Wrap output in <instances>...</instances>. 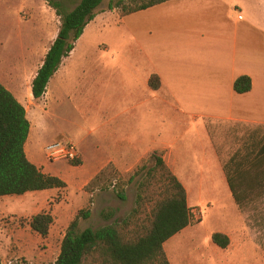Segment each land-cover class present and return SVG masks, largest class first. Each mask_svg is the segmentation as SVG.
<instances>
[{
	"label": "crops",
	"instance_id": "crops-1",
	"mask_svg": "<svg viewBox=\"0 0 264 264\" xmlns=\"http://www.w3.org/2000/svg\"><path fill=\"white\" fill-rule=\"evenodd\" d=\"M90 24L51 82L58 75L60 79L69 77L76 81L77 98L85 103L96 100L100 105L108 87L101 58L92 63L76 59L85 37L105 30L98 17ZM116 26L123 27L131 42L126 50L131 47L139 55L130 85L137 83L143 92L140 96L127 93L124 99L133 101L123 107L113 96L107 104V122L92 130L83 127L78 134L82 147L83 143L90 147L86 140H91L92 148H85L87 158L92 153L91 172L98 170V175L110 165L125 169L159 152L184 185L192 212L216 205L211 199L195 202V194H202L196 179H214L216 192L223 189L224 198L238 205L227 165L250 164L249 169L264 171V0H170L124 16L106 31H114ZM109 49L107 45L105 51ZM37 73L31 82L32 96L30 91L17 96L25 105L34 99L32 83ZM81 74L86 85H91L88 96V86L79 82ZM154 74L161 80L159 90L149 84ZM243 76L251 78L253 87L239 94L234 85ZM165 115L169 124L164 123ZM178 122L187 126H178ZM106 162L109 165L99 170ZM217 233L233 241L231 232ZM245 251L250 252L245 248L239 255Z\"/></svg>",
	"mask_w": 264,
	"mask_h": 264
},
{
	"label": "rangeland",
	"instance_id": "rangeland-1",
	"mask_svg": "<svg viewBox=\"0 0 264 264\" xmlns=\"http://www.w3.org/2000/svg\"><path fill=\"white\" fill-rule=\"evenodd\" d=\"M80 1L71 0L69 10L74 9ZM117 1L105 0L98 9L96 17L105 30L85 37L76 58L91 63L101 58L103 76L108 81L103 102L100 105L96 100L85 103L86 100L77 98L73 90L76 81L69 77L60 79L58 75L50 83L48 93L43 98L38 101L32 98V102L25 105V100L17 96L29 94L32 79L59 34L61 18L47 0H0V82L27 109L31 123L30 138L26 145L29 158L43 165L45 173L67 183L64 189L0 198V264H56L70 224L82 210L90 211L91 214L86 220L81 218L80 231L98 229L115 221L122 222L137 206L142 179L138 177L131 181V177L143 163L153 167L155 162L148 157L125 169L122 166L121 169L114 165L108 166L106 162L99 170L108 166L112 178L105 185L103 181L93 189L89 184L99 171L91 172L92 153L88 158L86 156L85 148H92L91 140H86L90 147L85 143L82 147L77 142L81 140L78 134H81L83 127L92 130L107 122L109 99L115 96L123 107V103L133 101L124 99L127 93L138 92L140 96L143 92L137 83L130 85L136 73L134 64L140 58L131 47L126 50L125 46H130L131 42L123 27L116 26L114 31H106L108 25L119 23L123 17L121 9H109L110 3ZM106 44L110 52L105 51ZM79 82L80 85H86L83 74L79 76ZM90 91L91 85L85 89V95L88 96ZM164 123H170L167 115L164 116ZM178 124L187 126L182 122ZM69 140L79 146L81 165L48 161L45 147L55 141L70 143ZM33 152L35 156H32ZM249 167L250 164L227 165L228 174L233 176L231 179L242 201L240 205H234L231 199L224 198L223 189L219 192L217 188L216 192L214 179L194 181L202 187V194H195V202L211 199L216 205L211 208L204 206L203 211L192 212V225L166 243L165 251L171 264H264V171ZM120 191L125 193V200L118 197ZM111 211H114V216L107 218V213ZM43 213L51 214L54 218L46 238L30 227L32 218ZM223 231L231 232L233 240L226 250L219 248L212 240L213 234ZM245 248L250 251L249 254L245 251L240 256L239 253Z\"/></svg>",
	"mask_w": 264,
	"mask_h": 264
},
{
	"label": "trees",
	"instance_id": "trees-1",
	"mask_svg": "<svg viewBox=\"0 0 264 264\" xmlns=\"http://www.w3.org/2000/svg\"><path fill=\"white\" fill-rule=\"evenodd\" d=\"M47 1L61 18V27L32 83V94L37 101L47 93L51 79L75 50L77 42L96 18L105 0H81L72 10H69L71 0ZM167 1L170 0H119L111 2L109 9H121L124 17ZM149 84L153 90H159L160 77L152 75ZM252 87V80L247 76L238 78L234 85L239 94L250 92ZM30 132L31 123L26 107L0 82V198L67 187L63 179L43 172L29 159L26 145ZM149 159L155 165L149 167L143 163L131 177V181L138 177L142 179L137 206L132 214L122 222L115 221L98 229L80 231L81 218L86 220L91 214L82 210L70 224L56 264H171L164 246L192 225V209L188 205L184 185L162 154L154 152ZM70 162L74 166L81 165L79 159ZM107 169L99 173L89 187L95 189L103 181L105 185L112 178V173H108ZM229 184L240 204L242 201L237 187L230 178ZM118 197L126 199L123 191L118 193ZM106 216L113 217L114 211ZM53 222L51 214H38L32 218L30 227L46 238ZM212 240L222 249H227L231 244L230 238L223 233L213 234Z\"/></svg>",
	"mask_w": 264,
	"mask_h": 264
},
{
	"label": "built area",
	"instance_id": "built-area-1",
	"mask_svg": "<svg viewBox=\"0 0 264 264\" xmlns=\"http://www.w3.org/2000/svg\"><path fill=\"white\" fill-rule=\"evenodd\" d=\"M44 151L48 161L53 163L61 161L70 162L79 158L77 146L72 142H53L48 144Z\"/></svg>",
	"mask_w": 264,
	"mask_h": 264
}]
</instances>
